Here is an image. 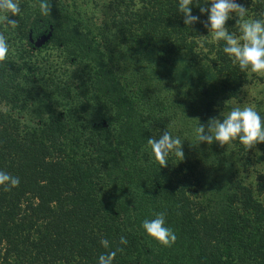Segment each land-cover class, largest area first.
<instances>
[{
	"label": "trees",
	"instance_id": "obj_1",
	"mask_svg": "<svg viewBox=\"0 0 264 264\" xmlns=\"http://www.w3.org/2000/svg\"><path fill=\"white\" fill-rule=\"evenodd\" d=\"M39 2L20 0L19 29L0 25L20 49L0 66V171L20 179L0 188V264H98L117 248L113 264H264V174L239 169L264 161V143L254 162L239 143L196 144L198 122L228 112L249 75L223 42L201 46L207 0H193L190 27L178 0H51L50 19ZM165 130L185 159L159 168L147 140ZM161 211L171 248L140 227Z\"/></svg>",
	"mask_w": 264,
	"mask_h": 264
},
{
	"label": "clouds",
	"instance_id": "obj_2",
	"mask_svg": "<svg viewBox=\"0 0 264 264\" xmlns=\"http://www.w3.org/2000/svg\"><path fill=\"white\" fill-rule=\"evenodd\" d=\"M210 7L199 6L201 14L207 13L204 26L208 29V36L200 37L201 46L209 37L217 44L224 43L223 52L241 72H249L264 77V18H251L249 9L238 0H207ZM193 0H178V11L183 16V23L190 27L200 21V17L192 14ZM41 16L51 18V0H40ZM20 0H0V25L6 29L17 30L20 27L16 17L21 16ZM235 19V30L229 31L227 22ZM9 42L3 32H0V66H6L9 58ZM196 144L213 142L219 146L242 145L245 151L253 150L264 143V116L256 110L254 104L236 103L227 113H221L220 118H210L207 125L199 123L195 128ZM151 155L159 168L168 166L169 156H174L178 162L185 159L183 140L173 136L170 131H163L159 138L153 136L147 140ZM20 179L12 174L0 171V188L5 192L19 185ZM166 211L154 212L152 218H145L140 227L144 234L155 241L160 247L171 248L177 235L166 224ZM119 243L126 245V237L121 236ZM104 249L110 248L107 239H101ZM122 248L102 253L98 257V264H113L117 252Z\"/></svg>",
	"mask_w": 264,
	"mask_h": 264
},
{
	"label": "rangeland",
	"instance_id": "obj_3",
	"mask_svg": "<svg viewBox=\"0 0 264 264\" xmlns=\"http://www.w3.org/2000/svg\"><path fill=\"white\" fill-rule=\"evenodd\" d=\"M253 1L264 3V0H253ZM249 12H250L251 18H264V8L260 12H254V13H253V11H251L249 9ZM233 22H234V24L232 25V27L235 28V24H236L235 19H233ZM39 37H36L35 40ZM33 45H34V42H33ZM9 47H10L9 54H15V53H18L20 51L19 47H16V46H9ZM49 57H50L49 55H44V59H45V61H47L46 62L47 67H45V68H47V70L51 71L52 73H55L57 66H54V64H56V62L54 61L53 58H51L52 59V62H51L50 61L51 59ZM30 61L33 63V59H31ZM236 103H239L241 105H243L245 103L254 104L256 107V110L261 114V116H264V77L249 73L248 81L241 88V91H240L237 99L230 102L229 111L231 110V107ZM221 113L222 112H220V114ZM225 113H227V112H225ZM25 117L28 118L27 113L25 114ZM261 153H262V150L257 149V148L253 149L249 154L252 162H254L255 157ZM251 168L258 170L262 174H264V161L260 162L259 164L253 163V164H251V167H248V169H246V170H242L241 167H239V169L242 172L241 176L243 178H245L246 180H249V181H252V179L254 178V174H253Z\"/></svg>",
	"mask_w": 264,
	"mask_h": 264
},
{
	"label": "water",
	"instance_id": "obj_4",
	"mask_svg": "<svg viewBox=\"0 0 264 264\" xmlns=\"http://www.w3.org/2000/svg\"><path fill=\"white\" fill-rule=\"evenodd\" d=\"M48 38V34L47 35H42V36H40L39 38H37L35 41H34V45L36 46V47H38V46H41L45 41H46V39Z\"/></svg>",
	"mask_w": 264,
	"mask_h": 264
}]
</instances>
